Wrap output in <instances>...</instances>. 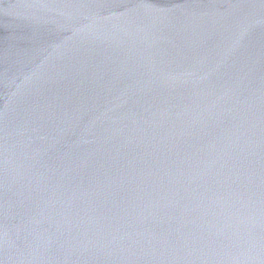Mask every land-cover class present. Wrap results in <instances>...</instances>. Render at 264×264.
I'll list each match as a JSON object with an SVG mask.
<instances>
[{
  "label": "water",
  "instance_id": "95a60500",
  "mask_svg": "<svg viewBox=\"0 0 264 264\" xmlns=\"http://www.w3.org/2000/svg\"><path fill=\"white\" fill-rule=\"evenodd\" d=\"M0 264H264V0H0Z\"/></svg>",
  "mask_w": 264,
  "mask_h": 264
}]
</instances>
